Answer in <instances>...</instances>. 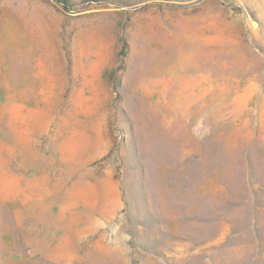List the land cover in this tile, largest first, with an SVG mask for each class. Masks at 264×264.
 <instances>
[{"label":"rangeland","instance_id":"374dc122","mask_svg":"<svg viewBox=\"0 0 264 264\" xmlns=\"http://www.w3.org/2000/svg\"><path fill=\"white\" fill-rule=\"evenodd\" d=\"M0 264H264V0H0Z\"/></svg>","mask_w":264,"mask_h":264},{"label":"trees","instance_id":"16d2710c","mask_svg":"<svg viewBox=\"0 0 264 264\" xmlns=\"http://www.w3.org/2000/svg\"><path fill=\"white\" fill-rule=\"evenodd\" d=\"M56 1L60 2V0H56Z\"/></svg>","mask_w":264,"mask_h":264},{"label":"bare ground","instance_id":"6f19581e","mask_svg":"<svg viewBox=\"0 0 264 264\" xmlns=\"http://www.w3.org/2000/svg\"><path fill=\"white\" fill-rule=\"evenodd\" d=\"M188 71H190V69Z\"/></svg>","mask_w":264,"mask_h":264}]
</instances>
